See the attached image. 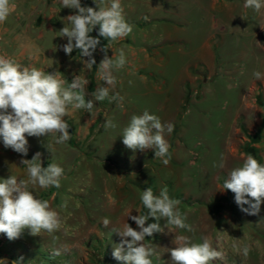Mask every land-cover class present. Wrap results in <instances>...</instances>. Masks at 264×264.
<instances>
[{"label":"rangeland","instance_id":"obj_1","mask_svg":"<svg viewBox=\"0 0 264 264\" xmlns=\"http://www.w3.org/2000/svg\"><path fill=\"white\" fill-rule=\"evenodd\" d=\"M120 2L133 30L115 42L100 37L93 53L96 64L91 69L83 63L88 58L80 57L78 49L71 55L62 49L67 38L60 37L59 31L67 26L65 17L75 10L62 7L60 0H12L14 11L0 23V56L46 73L59 72L69 83L81 75L89 81L86 99H92L91 93L98 86H106L97 77L104 56L101 48L108 47L109 58L119 55L120 46L127 50H123L125 66L114 73L118 80L114 91L124 97L122 108L108 99L96 102L91 114L69 108L65 120L71 139L57 144L51 135L26 137L27 156L5 148L0 139V178L14 175L27 179L21 160H30L37 152L43 167L57 163L64 169L59 188L30 186L37 198L47 200L58 212L60 229L53 235L41 232L36 236L25 229L20 238L11 241L0 234V259L23 257L21 264H122L112 256L114 246L122 240L113 229L127 222L139 230L127 215L130 211L138 215L136 210L147 214L141 192L151 187L158 195L167 186L170 197L180 200L178 207L192 231L167 226L163 232L146 237L145 243L156 247L153 264H173L168 249L176 246L177 235L197 243L208 237L212 246L224 253V259L212 264H264V203L258 215H248L235 203L234 194L223 190L227 174L241 166L248 154L264 164V80L253 76L256 71L264 74V8L259 12L245 8V0ZM81 5L97 7L93 0H81ZM184 14L196 15L185 29L195 37L188 49L196 50L208 38L210 56L207 63L191 68L193 78L185 84L179 119L173 123V132L165 135L171 159L164 165L155 158L154 150L133 152L122 143V130L132 115L147 109L150 114L159 111L155 106L163 98L151 92L165 87L160 86L157 75H147L143 68L135 70V63L142 64L143 59L132 56L135 50H131L141 47L146 37H169L176 18L181 23ZM98 31L97 25L89 35L97 37ZM194 54L183 58L172 53L163 59L168 79ZM154 58L162 62L161 56ZM144 76L148 77L145 83ZM187 110L185 121L190 129L185 132L182 116ZM107 119L116 127L106 130ZM221 162L223 168L219 167ZM104 218L111 221L107 227L102 224ZM155 222L150 217L145 226ZM159 223L164 227L166 221ZM245 245L250 248L247 257L240 251ZM54 248L67 250L53 257Z\"/></svg>","mask_w":264,"mask_h":264},{"label":"clouds","instance_id":"obj_2","mask_svg":"<svg viewBox=\"0 0 264 264\" xmlns=\"http://www.w3.org/2000/svg\"><path fill=\"white\" fill-rule=\"evenodd\" d=\"M93 2L96 8L82 6L81 0H60L62 7L75 10V14L65 17L67 26L59 31L60 37L67 38L62 49L67 55L78 49L80 57L88 58L83 63L89 69L96 64L93 53L100 45V37L115 42L127 37L133 30L124 17L120 0ZM244 7L259 12L264 8V0H245ZM14 9L12 0H0V23H4ZM97 25L98 36L89 35ZM107 50V46L101 48L104 56L97 70L98 79L106 86H98L91 93L92 99H86L89 95L86 89L89 81L81 75H75L69 83L59 72L46 73L35 67H25L12 58L0 56V139L4 147L27 156L26 137L51 135L55 138V143L64 144L71 139L70 126L65 120L69 115V108L83 109L91 114L96 102L105 99L116 102L122 108L124 97L114 91L118 83L114 73L125 66L126 57L121 50L118 56L115 54L109 58ZM253 76L256 80H264V74L259 71L254 72ZM104 127L107 130L115 128L116 124L112 119H107ZM173 130L172 123H162L159 116L145 110L142 114L131 116L122 130V143L133 152L154 150L155 158L167 165L171 154L165 135ZM21 164L26 166L27 179H18L14 175H9L6 179L0 178V234H4L10 241L20 238L25 229L30 230L33 236L40 235L41 232L53 235L60 229V216L47 200L37 198L30 186L41 189L51 186L59 188L64 169L57 163L43 167L39 152L30 160L22 159ZM219 167H224L223 162ZM223 190L234 194L235 203L242 212L258 215L261 204L264 203V164L248 154L241 166L233 168L227 174ZM140 200L147 209V214L136 210L138 215H131V211L127 215L139 230L127 222L122 228L113 229L122 240L114 246L112 256L122 264H153L152 257L156 255V247L146 244L145 238L163 232L167 226L192 231L191 226L186 223V215L178 207L180 200L170 197L167 186L158 195L151 187L143 190ZM150 217L156 222L145 226ZM161 219L166 221L164 227L159 223ZM110 223L107 218L102 221L105 227ZM53 239H56L55 236ZM201 239L202 242L197 243L185 235L175 236L176 246L168 249L173 264H212L217 259H224V253L214 248L208 237ZM66 250L54 248L51 254L53 257L60 256ZM240 251L247 257L250 248L245 245ZM22 260L23 257L12 261V264H21ZM0 264L9 262L0 259Z\"/></svg>","mask_w":264,"mask_h":264},{"label":"crops","instance_id":"obj_3","mask_svg":"<svg viewBox=\"0 0 264 264\" xmlns=\"http://www.w3.org/2000/svg\"><path fill=\"white\" fill-rule=\"evenodd\" d=\"M186 8V7H185ZM191 14V13H190ZM201 16V13H197V17ZM189 16V17H188ZM194 16L196 15H186L184 14L183 22L178 23L180 19H177V22L173 28V34H169V37H162V39H158L156 36L153 35V37H146L143 45L141 47H138L136 49L133 48L134 53L132 52V56L138 57L143 59L142 64L139 62L137 65L135 63V70H139L143 68L142 70L147 75H157L159 80L161 81V85H164L165 87H157L154 88L151 93L157 94L159 97H162L163 100L157 103L155 106L157 110H159L156 114L160 117L161 121L164 123H174L179 119V115L181 112V108L183 106L184 102V87L188 80H191L192 74H191V68L198 64L199 62H205L207 63V59L210 56L209 54V39L206 38L200 46L196 50L188 49V47L191 46L194 36L191 37L188 32L185 30L186 26L190 23L192 20L194 22ZM180 24V25H179ZM182 25V26H181ZM171 31V30H170ZM177 33H181L184 36H177ZM172 43H177L175 45H172ZM175 46V48H173ZM128 47V46H127ZM171 47V48H167ZM177 47V48H176ZM125 48V47H124ZM121 48V50L127 51L126 48ZM129 48H131L129 46ZM166 48L168 50H166ZM151 50V52H149ZM184 49V50H183ZM195 54H194V52ZM181 54L182 57H190V54L193 53L195 56L193 58H189L190 60L184 62V65L180 68L179 72L176 74L175 77L168 79V71H166V67L163 64V59H168L171 57V54ZM160 57L162 62L160 60L155 61V58L153 57ZM131 67L134 66V64L130 63ZM156 67V69H155ZM128 73H130V70H127ZM143 83H145L146 80H148L147 76H144L142 78ZM122 82H120L121 84ZM120 90V89H119ZM152 108H154V104L151 105ZM148 111V109H147ZM189 113V110H187L183 116L182 121L184 122V131L186 132L189 128L188 123L185 121V116Z\"/></svg>","mask_w":264,"mask_h":264},{"label":"water","instance_id":"obj_4","mask_svg":"<svg viewBox=\"0 0 264 264\" xmlns=\"http://www.w3.org/2000/svg\"><path fill=\"white\" fill-rule=\"evenodd\" d=\"M9 263H11L12 264V261H14L13 259H11V258H5Z\"/></svg>","mask_w":264,"mask_h":264}]
</instances>
